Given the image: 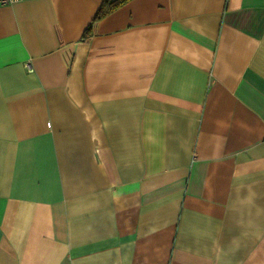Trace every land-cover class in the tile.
I'll use <instances>...</instances> for the list:
<instances>
[{
    "label": "crops",
    "instance_id": "crops-1",
    "mask_svg": "<svg viewBox=\"0 0 264 264\" xmlns=\"http://www.w3.org/2000/svg\"><path fill=\"white\" fill-rule=\"evenodd\" d=\"M101 1L0 4V264H264V0Z\"/></svg>",
    "mask_w": 264,
    "mask_h": 264
},
{
    "label": "trees",
    "instance_id": "trees-1",
    "mask_svg": "<svg viewBox=\"0 0 264 264\" xmlns=\"http://www.w3.org/2000/svg\"><path fill=\"white\" fill-rule=\"evenodd\" d=\"M126 1L128 0H102L99 8L93 16V20L100 19L106 16L107 14L124 4ZM88 33L89 27H87V29L85 30V34Z\"/></svg>",
    "mask_w": 264,
    "mask_h": 264
},
{
    "label": "built area",
    "instance_id": "built-area-1",
    "mask_svg": "<svg viewBox=\"0 0 264 264\" xmlns=\"http://www.w3.org/2000/svg\"><path fill=\"white\" fill-rule=\"evenodd\" d=\"M14 0H0V4H8L13 2ZM26 68L27 70H31V66L29 65V63L26 64Z\"/></svg>",
    "mask_w": 264,
    "mask_h": 264
}]
</instances>
